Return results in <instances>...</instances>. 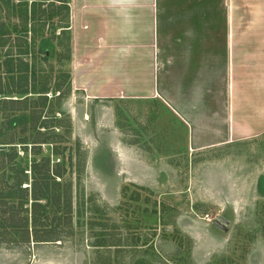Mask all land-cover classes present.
Here are the masks:
<instances>
[{
	"label": "rangeland",
	"instance_id": "374dc122",
	"mask_svg": "<svg viewBox=\"0 0 264 264\" xmlns=\"http://www.w3.org/2000/svg\"><path fill=\"white\" fill-rule=\"evenodd\" d=\"M8 1L0 264H264V136L194 150L163 104L86 98L58 2Z\"/></svg>",
	"mask_w": 264,
	"mask_h": 264
},
{
	"label": "crops",
	"instance_id": "0c3cea01",
	"mask_svg": "<svg viewBox=\"0 0 264 264\" xmlns=\"http://www.w3.org/2000/svg\"><path fill=\"white\" fill-rule=\"evenodd\" d=\"M42 1L86 98L163 104L194 150L264 136V0Z\"/></svg>",
	"mask_w": 264,
	"mask_h": 264
},
{
	"label": "trees",
	"instance_id": "16d2710c",
	"mask_svg": "<svg viewBox=\"0 0 264 264\" xmlns=\"http://www.w3.org/2000/svg\"><path fill=\"white\" fill-rule=\"evenodd\" d=\"M7 2H9L8 0H7ZM20 2H22L23 3V5H25V2H28L27 0H19V3ZM35 3H36V0H33L32 1V6L33 7H35ZM61 32H63L64 34H67L68 32H66V30H62ZM5 44V42L3 41V40H1L0 39V46H3ZM19 69H20V71H23L24 70V68H23V66H22V64L21 65H19ZM10 71V70H9ZM18 93H20V94H23L24 96H26L28 93L29 94H33V93H38V92H36L35 91V89H33L31 92H27V91H20V92H18ZM21 97V96H20ZM5 101H8L9 99L8 98H5L4 99ZM11 101H21V100H19V99H13V100H11ZM1 144V143H0ZM6 145H2V147H0L1 148V150L3 151L6 147H5ZM5 152V151H4ZM3 166V165H2ZM3 168V167H2ZM44 196V195H43ZM42 198L43 197H41V195L39 196L35 191H34V193L32 194V205H33V207H34V209H36V207H38V206H41L40 205V201L42 200ZM25 230V232L27 233V235H28V230H27V228H25L24 229ZM33 238H34V242H52L53 240L51 239V240H45V239H43V240H39V237L38 238H35L34 236H33Z\"/></svg>",
	"mask_w": 264,
	"mask_h": 264
}]
</instances>
